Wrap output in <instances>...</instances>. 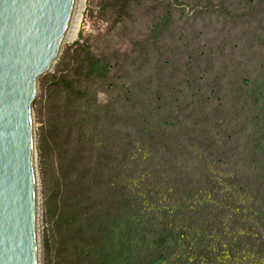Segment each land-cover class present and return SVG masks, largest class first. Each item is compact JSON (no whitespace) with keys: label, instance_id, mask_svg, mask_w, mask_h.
I'll use <instances>...</instances> for the list:
<instances>
[{"label":"trees","instance_id":"trees-1","mask_svg":"<svg viewBox=\"0 0 264 264\" xmlns=\"http://www.w3.org/2000/svg\"><path fill=\"white\" fill-rule=\"evenodd\" d=\"M99 2L105 5L102 16H108L107 22L111 26H120L122 32H126L129 27L134 29L138 25L143 27L146 40L131 41L135 46L131 53L116 51L110 54H94L88 43L76 42L66 48L56 65L55 73L41 79L43 98L36 102L35 109L40 118L45 112L48 113L45 122L46 126L51 128V136L40 150L42 154H48L47 144L54 146L58 150L62 177L69 179L62 210L67 213V218L63 221V234L66 237L63 240L61 262L219 264L227 256V252L216 251V246H212L210 241H202V237L197 235V230L190 226L195 224L193 211L195 213L196 210H193V206L186 207V199L193 198L200 191L203 195L206 193V187L203 186L206 182L203 185L188 187L179 185L176 180L165 182L168 171L175 167V163L167 160V156H173L172 147L178 142V134L167 127L170 123L183 124L191 118L194 125L208 124V120L216 112L214 108L210 113L201 107L194 108L192 104L186 103L189 101L188 97L181 100L179 92L182 89L194 85L195 88H208L215 93L219 92L217 90H228L229 86L244 82L246 77L244 70L236 71L232 65L219 69L210 60L199 58V48L204 42L197 40L201 39V31L192 30L190 21L202 15H213L221 19L223 26H229L231 29L250 26L264 34V0ZM213 32L211 29L208 34ZM125 37L130 38L132 35L126 34ZM203 39L206 40V37ZM259 43L264 47V42ZM158 45L162 48H158ZM157 61L163 68L171 67L170 71L166 72L170 77H175L176 73L181 71V66H188L192 85H184V82L180 81L178 85L167 83L165 89L161 88L150 78V72ZM202 75L203 77H200ZM161 82H164V77ZM108 84L109 87L126 89V95L130 98L132 96V102L135 104L143 102L148 94L150 96L148 106H142L149 112L140 117L139 140L154 151L153 153L159 152L157 154L166 165L161 170L156 169L157 172L151 180L146 178L147 168L151 164L150 151L146 165L140 169L138 165L136 167L138 163L131 162L135 164L136 169L133 175H128L131 165L129 154L136 150V143L131 134L120 133L113 127L108 129L106 125H113V122L100 112L94 114L90 122H85L84 118L90 113L83 111L84 106L88 107L89 103H93L95 107H101L102 104L98 103L100 92L109 96L112 93L111 89L106 88ZM199 94L203 100H208L205 93L200 91ZM228 102L229 99L225 104L228 105ZM173 104L174 109H169ZM155 115L161 122L155 121ZM117 118L121 122L122 117L117 115ZM128 120L134 126L138 124L135 118L129 117ZM100 122L102 124H99ZM217 125L219 130L225 131L223 128L228 127L230 122L220 120ZM88 128L98 134L91 135ZM97 129L102 133L111 134V138L106 137L107 140L103 139V143H100L98 137L102 134ZM199 133L203 136L192 138L188 132L187 135L200 149L209 151L210 156L214 157L218 152L217 141L214 137L209 138L210 134L214 133L208 129ZM122 136L126 140V146L117 140L114 141ZM262 146L264 147V144ZM256 147L260 148V144ZM74 173L77 174L75 180L71 178ZM139 174L143 176L142 180L138 178ZM233 181L236 183L239 180L233 179L231 182ZM166 184L172 189L169 190L170 186ZM216 187L217 185H212L211 190ZM241 189L243 190V187ZM247 189L251 192L254 190L251 185L244 190ZM256 190L259 196L255 194L257 199L261 195L264 197L263 183H258ZM174 194L177 196L172 201L181 203L183 207L175 215L164 203L165 197ZM261 204V207H264V203ZM221 215V210L214 214V218H217L214 223L216 226L222 223ZM203 218L204 215L199 212L196 223L200 224ZM259 235L257 238L260 239ZM254 241L250 239L249 242L253 251L255 245L259 246L263 240H259L257 244H254ZM230 254H233L232 250Z\"/></svg>","mask_w":264,"mask_h":264},{"label":"rangeland","instance_id":"rangeland-1","mask_svg":"<svg viewBox=\"0 0 264 264\" xmlns=\"http://www.w3.org/2000/svg\"><path fill=\"white\" fill-rule=\"evenodd\" d=\"M99 1H84L77 37L75 41L67 43L66 48L81 41L83 44L88 43L94 54H110L116 51L131 53L135 48L131 41L146 40L143 27L138 25L134 29L129 27L126 32H122L120 26H111L107 22L108 16H102L105 5ZM190 22L192 30L201 31V39L197 40L200 43L204 42L200 48L198 47L200 49L199 58L210 60L219 69L232 65L236 71L244 70L246 77L244 82L229 86L228 90H223V88L217 90L219 92L212 93L208 88H195L192 85L188 66H181V71L176 73L175 77H170L166 72H169L171 67L163 68L162 64L158 62V59L162 60L163 58L158 57V61L154 63L153 70L150 72V78L156 81L157 85L164 89L167 83L175 86L180 81L184 82V85H192L179 92L180 99L188 97L187 104H192L196 109L201 107L207 113H210L213 108L216 110L214 116L208 120V124L194 125L191 118L183 124L179 122L168 125L167 129L178 134V142L172 147L173 158L171 155L167 156V160H172L175 167L168 171L165 182L176 180L179 185L187 187L203 185L206 182L203 185L206 187V193L203 195L200 191L193 198L186 199V207L193 206V210H196L195 213L193 211L195 224L190 226L197 230V235L202 237V241H210L212 246H216V251L225 250L227 252V256L219 264H264V207H261L264 197L261 195L257 199L259 196L256 190L258 183L264 184V179L260 178H264V147L262 146L264 144V47L259 43L264 42V34L250 26L231 29L229 26H223L221 19L213 15H202ZM211 29L214 32L209 35L208 31ZM126 34L132 35V37L127 38ZM203 37H206V40ZM158 48H162V46L158 45ZM54 73L55 71L51 74ZM222 73H225V69L222 70ZM162 77H164V82H161ZM222 82L225 84L226 79ZM110 83L113 82L110 81ZM109 86L108 84L106 88L111 89V96L102 92L99 94L98 103L102 104L101 107L97 108L93 103H89L88 107L84 106L83 111L90 113L84 118L85 122H90L92 116L100 112L101 115L107 116L113 122V125H106L108 129L113 127L120 133L131 134L132 140L136 143V150L129 154L131 165L128 175H133L137 165L139 169L146 165L148 157L152 155L146 177L151 180L157 170L165 168L166 165L158 155L159 152L153 153L154 151L148 149L147 145L142 144L139 140L141 139L138 132L140 117H144L149 112L142 106H148L150 96L148 94L143 102L135 104L132 102V96L130 98L126 95V89ZM200 91L205 93V98L208 100L202 99ZM41 98H43V94L40 89L37 102L41 101ZM228 99L230 102L227 105L225 101ZM173 107L174 104L168 108L173 110ZM216 108H220V110ZM47 115L48 113L45 112L44 117L40 118L35 109L42 199V264H62V245L66 237L63 234L65 229L63 221L67 218V213H63L62 210L67 195L66 183L69 179L66 180L62 177L58 150L54 146L47 144L49 153H41V147L51 136V128L46 126L45 122ZM117 115L122 117L121 122ZM129 117L137 119L138 124L134 126L128 120ZM179 118L182 121V118ZM220 120L230 122L228 127L223 128L226 133L222 129L219 130L217 123ZM155 121L161 122L156 115ZM203 129L214 133L209 136V138L214 137L218 145L216 147L218 152L214 157L210 156L209 151L200 149L187 135L188 132L192 138L203 136L199 133ZM97 131L102 134L98 137L100 143H103V139L107 140L106 137L111 136V134L102 133L99 129ZM88 132L91 135L98 134L91 131V128H88ZM116 140L126 146L124 136L116 138L114 141ZM259 144L260 148H257L256 146ZM149 151L150 155L148 156ZM95 159H97V155ZM154 160L156 161L154 162ZM131 162L138 164L134 167L135 164ZM71 178L75 180L77 174H72ZM138 178L142 180L143 176L139 174ZM233 179L239 181L231 182ZM212 185H217V187L211 190ZM248 185L254 188L252 192L251 188L244 190ZM171 189L170 186L169 190ZM176 196L177 194L169 195L164 199V203L174 212L173 215L183 209L181 203L177 204L172 201ZM217 210L222 211L220 216L222 223L218 226L214 224L217 219L214 218V214ZM199 212L204 215L200 224L196 223ZM258 235L260 239L257 238ZM250 239L255 240L254 244H257L259 240H263V242L259 246L255 245L253 251L249 247ZM230 250L233 251V254H230Z\"/></svg>","mask_w":264,"mask_h":264},{"label":"water","instance_id":"water-1","mask_svg":"<svg viewBox=\"0 0 264 264\" xmlns=\"http://www.w3.org/2000/svg\"><path fill=\"white\" fill-rule=\"evenodd\" d=\"M83 0H0V264H42L35 104Z\"/></svg>","mask_w":264,"mask_h":264},{"label":"bare ground","instance_id":"bare-ground-1","mask_svg":"<svg viewBox=\"0 0 264 264\" xmlns=\"http://www.w3.org/2000/svg\"><path fill=\"white\" fill-rule=\"evenodd\" d=\"M84 1H85V0H83V3H82V7H81V11H80V15H79V19H78V23H77V27H76V31H75L74 38H73L70 42L75 41V39H76V37H77L78 28H79V20H80V16H81V12H82V8H83Z\"/></svg>","mask_w":264,"mask_h":264}]
</instances>
